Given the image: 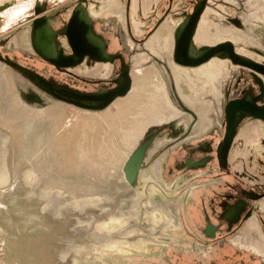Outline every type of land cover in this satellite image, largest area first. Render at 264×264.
<instances>
[{
  "label": "water",
  "instance_id": "95a60500",
  "mask_svg": "<svg viewBox=\"0 0 264 264\" xmlns=\"http://www.w3.org/2000/svg\"><path fill=\"white\" fill-rule=\"evenodd\" d=\"M76 1H78V4H75ZM84 1L87 0H72L56 9L47 11V6L38 0L36 4L37 16L27 21L25 24H22L19 29L12 30L10 33L15 34L14 37L16 39V37L24 36V32L21 33V31L18 32V30H24V28L28 27L32 47L44 59L56 64L59 68L69 69L78 67L84 61V54L87 53H90L96 61L112 60V55L105 53V42L99 38V48L96 43L97 41H93V23L92 19H87V10L83 5ZM212 1L213 0H198L191 12L185 11L178 13L184 14L182 16L183 21L180 24L162 27L160 30H157V32L155 31L153 36L145 42L144 48L141 49L139 54L135 55V51H132L130 54L131 63L122 68L119 78L115 79L117 86L113 89L100 90L93 93L75 90L67 85L49 80L36 71L22 66L19 63H15L8 58L3 59L0 55V150L6 152V157L3 160H1L0 157V170H5V165L11 163L14 146L18 149V153L15 154L16 158H14L15 162L18 165H24L26 168L28 167L25 161V152L22 155L24 151V144L22 143V138L24 137L23 133H25L24 127L29 119L38 117H48L51 119L48 139L51 141V145H53L54 151L58 155L59 165L63 164L62 160L64 159H62L56 149V135L59 124H57V121L54 119V113L45 111L50 107L49 105L61 102L72 105L74 108L84 113L92 114L94 112L100 114L107 110L117 99L125 98L129 94H132L133 91L137 90L136 92H138L139 90H143L139 91L142 96L136 99L139 102H137L135 106L139 104V108L136 109L134 106L128 111L127 120L130 122H125L127 128L123 135L127 136L131 131H135L136 129L137 133L139 130L142 131L133 138L128 146H126L128 151L127 154L123 153L121 148H116L118 154L120 153V156H115V163L117 165L114 171L117 173V176L111 179V181H113L111 185H108V189H110L109 191H115V189H117L115 186L119 183L121 184V180L123 181V179H125L131 187L140 189L138 184L141 170L150 167L154 168V172L156 173L154 181H163L164 166L162 168V159L164 160V164L171 150L180 142L188 141L190 143L191 140L202 137L203 131L201 130L200 116H203V111L206 113L208 112L213 118L210 120L209 127L214 123V116L212 113L215 110L214 106L216 103L213 101V98H209L210 93L208 91L202 92L197 82L199 76L198 71L200 68L204 70V64L217 60V62L221 64L217 69H229L237 66H240L241 69H251L253 71L252 76L256 80L257 85H259L258 95L264 94V63L240 54L235 48L234 43L230 41L229 38H225L227 36H221L222 33L219 34V30L209 26L210 21L215 20V26L217 25V21H219V19L213 15V11L210 8L213 4ZM69 4L74 5L71 24L66 28L68 36L73 39L72 46L75 53L72 56H67L64 54V51L59 50L58 47H54L56 32L50 26V19L52 16H54L60 8L65 9V5ZM216 4H218L217 1ZM92 6H94V4ZM176 14L177 13H170L174 20L179 18ZM82 29L86 30L84 36L88 38L89 42L87 50L79 45L83 43L82 40H78L83 37L81 34ZM162 30L166 31L165 34L162 33L159 35V32ZM227 30L231 29H224V32ZM155 37H158V40L153 41ZM150 42H152V46L158 52L153 51L149 47L148 44H150ZM94 43L97 45V48L94 47ZM10 44L11 46H8V44L6 45V51L18 47L15 46L13 42H10ZM12 45L14 46L12 47ZM132 59L138 60L139 63L137 64L139 65L136 67H151L153 70L148 77L142 78L141 83L143 86L139 89L135 88L138 85H133L131 78V70L134 68L132 66ZM91 64L94 63H90V65ZM6 67L11 69V77L9 73L8 75L7 73H2L1 69L6 70ZM240 72H242V70ZM240 74L241 73H239V75ZM239 75L237 77L238 79L241 76ZM226 77L227 76L224 74H218L217 84L222 87L227 86L230 79L224 82ZM231 77H233V75ZM151 82L154 83L151 84ZM204 82L206 83V80H204ZM199 83L200 85L202 84L201 82ZM159 84H164V90L160 91L158 89L157 86ZM235 90L237 89L235 88ZM246 90L247 89L241 90V94L244 95L243 97L238 95L230 97L223 107V120L226 121V134L224 140L225 154L228 153L230 145L234 140L236 126L242 117L252 116L253 119L264 121V105H258L251 96V92ZM207 100H210V102ZM168 101H170V103H168ZM16 109L19 114L25 116L22 119L23 121L21 120V125L18 127L19 130L17 129L14 133V127H17V124L12 122L8 125L1 117L3 115L8 116L12 114L11 111ZM196 109L199 114L196 112ZM162 110L164 112L159 114L158 111ZM208 128L204 133H207ZM179 137H181L180 140H178ZM123 139L126 141L124 137ZM78 146L80 145L78 144ZM222 148L219 149L218 156L221 164L225 165L226 162L223 159L225 154L222 153ZM82 151L85 150L82 149ZM207 160L208 159L200 162L190 160L187 164L188 167L195 168L198 165L205 164ZM178 168L180 167L178 166ZM88 174L95 176L90 173ZM39 175L40 174L37 173L36 177H33L34 180L30 181L23 172L21 173L20 182L28 191L32 192L35 188L34 185L40 182ZM96 177L99 178V176ZM100 178L102 179L103 177ZM39 185H42L41 188H47L42 189L41 193L49 192L47 190H50L49 193H56V190L50 187L49 183ZM61 194H63V192ZM166 194L168 195L167 200L155 196V199L151 202L152 204L136 202L133 203L134 205H127L128 201L117 199L110 203L105 202L107 203L106 205L102 207H99V205L96 208H91L89 205H82L78 208L69 202L63 203L58 199V196H54L52 200L53 213L56 216L62 217L61 222L64 218L62 212L64 209H68L72 206V208H74L73 211H80V216L74 217V215L72 217L71 224L65 222L69 224V227L66 228H69V236H71V238L59 235L54 239V241H59L58 249L54 252L49 251V253L54 254L53 258L56 259L55 264H65L66 262L68 264H77L80 254V245H86L88 247L87 249L90 251L86 264H106L104 258H102V254H100L101 249H105L107 244H110V239L114 236L120 235L121 237H128L130 239L142 238L148 235L149 229L154 225L156 231H159V225L145 219L144 213H148L147 216L151 218L158 209L167 210L169 207L173 210L175 215L179 214L181 218L179 210L181 208V202H179L181 196H178L179 194L172 196L167 192ZM37 199L40 201L38 196L36 197V200ZM101 203L102 202L99 204ZM125 207L129 209L124 211ZM72 208H69L67 212L69 210L71 211ZM86 210L93 213L91 217H88L87 214L85 216ZM120 213H123V216H125L126 222L124 225L112 230L100 227V223L108 221L111 214L116 216ZM161 223H164V219H161ZM167 230L171 229L166 228L164 231ZM166 234L168 236L167 238L171 236L170 231L166 232ZM152 236L155 240L162 238L163 241L169 242L164 236ZM176 238L177 237H174V239ZM144 240H146V238H144ZM155 240L152 242H155ZM163 245L164 244H162L161 247L166 249L167 246ZM171 245H175V243L172 242ZM147 249V246L140 251H136V248L129 250L124 249L122 254L125 257H130L131 255L141 256L143 254L140 253L145 251L143 253L147 255L149 252L146 251ZM125 261L126 260H124V262ZM128 264L136 263L131 262Z\"/></svg>",
  "mask_w": 264,
  "mask_h": 264
},
{
  "label": "rangeland",
  "instance_id": "374dc122",
  "mask_svg": "<svg viewBox=\"0 0 264 264\" xmlns=\"http://www.w3.org/2000/svg\"><path fill=\"white\" fill-rule=\"evenodd\" d=\"M40 1L42 4H45L47 6V11H49L52 10V8L54 7L53 5L55 4L59 5L65 0H40ZM163 1L165 0H90V4L92 5L94 4V6H99L100 17H104V16L107 17L108 15H116V17L120 19V21L122 22L123 26L127 31V36L130 38V41L132 43V47H133L132 51H135V55H136L139 54L141 49L144 48L145 42L153 36L155 31L157 32V30H160L162 27L165 26H172L178 24L177 22H175L174 18H172L170 12L177 14L185 11L191 12L193 10V6L196 4L198 0H194V1L179 0L176 3H174V7L169 12L167 18H163L162 16L163 14H161V16L158 15V17H156L157 7L160 8V6H162V4L164 3ZM216 1L218 4H216ZM5 3H11V6H9L8 9H6V11L2 13L3 16L0 15V46H4L3 51H6V45L8 44V46H11L10 42H13L15 46H18L13 49L26 52L27 55L29 53L33 55L35 51L31 45L30 32L28 27L24 28V30H18V32L19 31H21V33L24 32V36L16 37V39L14 37L15 34L10 32L12 30L19 29V27L22 24H25L27 20H29L32 16L36 14V4L38 3L37 0H10V1L0 0V6L4 5ZM182 3L183 6H181ZM212 3L213 4L210 6V8L213 11V15L217 17L219 21H217L216 26H215V20L210 21V23L212 24L209 23V26H211L213 29L216 28L217 30H219L218 33L219 34L222 33L221 36H227L225 38H229L230 41L234 43L235 48L240 54L264 63V36L260 38L257 33V29H255V27L264 25V0H213ZM65 6H66L65 9L60 8V11H58L59 12L58 16L66 17L67 16L66 12L70 8H72V12H73L74 6L70 7L71 4ZM134 7H137L138 10L141 11L142 13V15H138L137 13L136 14L137 17L139 16L144 19V17H147L145 16L147 15L146 13H148L150 17L152 12L154 13V15H156L155 16L156 21L154 23H152L148 19V22H150L148 23V29L150 30H148L149 33L147 36H145V38L143 36H137V35L134 36V38H132V36L129 34L127 30L128 26L129 28H131L132 25L131 17H130V25H128L129 18H127V13L128 14L129 12L132 13V9ZM164 7L168 9L167 8L168 4L165 3ZM144 20L146 21L147 19ZM241 21L243 24L241 23ZM20 22L21 24L17 25ZM224 29H231V30H227L224 32ZM141 33L144 32L141 31ZM114 37L116 38L117 34L116 35L114 34ZM114 37L113 35H111L110 39H115ZM2 39L4 43L2 42ZM136 39L142 42L140 43ZM14 45H12V47ZM115 46L116 45L114 46L111 45L110 47L111 52L113 53L121 52L118 50L119 47H115ZM120 47L123 48L121 43H120ZM2 53L4 54V52ZM21 57L22 58H15V59L26 66H31L32 64L31 59L27 58L30 56L24 57L21 55ZM127 60H128L127 64L131 63L130 56L127 57ZM39 61L41 63L39 71L45 72L44 68L47 67L48 64L44 60H39ZM120 65H122L121 66V70H122L125 64L119 63V66ZM89 66L90 67H88V69L90 68V70L87 69L88 71L79 72L78 67H75L74 71L90 79L91 78L96 79L98 77H101L100 76L102 75L101 73L103 74L105 73L104 75H109L107 77L109 78L107 79L108 81L111 80L113 77L121 74V71L119 74L115 72L116 63H99L97 61ZM133 69H134L133 72L134 85H138L135 88L139 89L141 88V86H143V84L141 83L142 78L146 76L148 77L153 70L151 67H143V68L134 67L132 68V70ZM241 70L245 74V76L241 75L239 79L233 76L230 78V80L228 81L229 83H227V85L229 84L230 86L233 84L236 85L238 84L240 90L250 89V86H253L257 88L259 91V85H257L256 80L252 76L253 71L248 68H243ZM1 71L3 74L7 73L8 75L9 73L10 77L12 76L11 69H9L8 67H6V70L1 69ZM2 73L1 76L3 77ZM50 74L52 73L47 72V75ZM152 83L154 82H151V84ZM248 84L249 86H247ZM115 85L117 86V84ZM157 87L160 91L164 90V85L159 84ZM80 88L84 89V87H81V85ZM136 91H133L132 94H129L125 98H120L116 102V104L112 106L111 110L109 111L105 110L100 114H96L94 112L92 114L84 113L74 108L72 105H68L61 102L53 103V105H49L50 107L45 110L48 113L50 112L54 113L55 114L54 119L57 121V124H59L56 135V141H57L56 149L59 155L64 160H62L63 164L59 165L58 155L54 151V147L52 145L53 156L58 166L57 172L66 181L70 180L75 182L81 180L83 176L87 177V183L84 181L85 184L83 186L81 184L80 186L74 188V185L70 184V186H68L67 188V186L61 187L57 185L59 182L58 181L55 182V180L53 181L52 180L53 178H51V174L48 175L44 174L47 173L46 170H45L46 172L44 173L43 171H41L43 173L42 175L44 176L42 177L43 179L42 182L44 181L43 184L52 181L51 183L57 186L58 189L57 191L59 193L63 191V189L66 192V193L63 192L61 196H58V199L61 202L63 203L69 202L71 204L75 203L77 200H80L82 196H84L82 195L83 190L86 189L87 191L88 188L90 194L89 197L91 200V201L89 200V203L91 208L98 207L100 202L102 203L100 204L99 207H102L103 205L107 204L105 202L111 199L110 197H106L105 199H103L102 195H99L98 193L106 192L102 190H107L108 185L112 184L113 180L111 181V179L117 176V173L114 171V168H116L117 165L115 163L116 162L115 156H120L119 155L120 153L118 154L116 148L117 147L121 148V151L126 154L128 152L126 146H128V144L133 140V138L142 131L139 130L137 133L136 132L137 129H136L135 131H131L130 134L127 136L123 135L124 132H126V128H127L125 126L126 124L125 122L129 121L127 120L129 114L128 111L129 109H132L137 104V102H139L136 99L139 96H142L140 95L139 91H143V90H139L138 92ZM238 96L243 97L244 95H242L240 91ZM207 101L210 102V100ZM135 108L138 109L139 104L135 106ZM163 112H164L163 110L158 111L159 114ZM11 113L12 114L8 116L3 115L1 118L8 125H10L12 122L17 124V127L14 125L15 126L14 133H15L18 127H20L21 120L24 118L25 115L19 114L17 109L12 110ZM197 113L199 114V112ZM205 113L206 112L203 111V116H200L201 130L203 132L209 127L210 120L213 119L208 112L206 114ZM46 119L50 120V118L48 117ZM262 123H264V121H259L257 119H254L252 123H250L249 125L245 123L246 124L245 127H242L243 126L242 124V126L238 131V134L235 137V145L233 147V154L230 159L231 166L229 168L230 169L229 171H227L226 169L222 171L220 170L221 166L219 164V160L217 157L218 142L216 141L215 143H213L212 141L215 140L213 139V137L202 136L199 139H195V140L193 139L191 141L192 143H194L193 145H196L195 144L196 141H197L196 143L198 144V141H201L202 139L204 140L202 147L203 157L206 156L209 159V162L207 166L201 171L208 169L212 165L217 166L218 170L215 171L214 173L218 172L219 176L216 177L226 178L228 179V182H230L228 185L226 183H222V184L220 183L219 185H216L214 187L217 188L216 190L212 189L208 194L205 195L200 194L201 197L198 196V198L200 199L199 203L192 210V212H195V214L192 213L191 211L190 213L197 215L196 219H194V223L197 225L198 229L200 230V233L202 232L201 229L205 225L204 206H206L208 212L211 213L212 209L210 204L212 203L216 207V209L213 210L218 211L220 213L222 208L221 206H219V203L223 200V198L226 197L225 194L239 192L235 189V187L238 186V183L243 185V187L246 189L254 188L257 191H261V192L264 191V164L262 162L257 161L258 159L264 161V133L260 128ZM123 137L127 142L124 141ZM221 139L222 138L220 137L219 141H221ZM240 143H242V146ZM78 144L80 146H78ZM214 146H215V150L211 151L213 150ZM82 149L85 151H82ZM183 151L184 153L185 152L187 153L186 156L187 158L190 157V155H192L190 149L188 151H186V149H183ZM16 152L18 153L17 148H16ZM176 155L177 157H179V159L182 160L185 159V158H180L182 154H176ZM46 164L47 162L44 163V166ZM176 164L177 163L175 162V160L174 163L170 164V166L174 170V173L179 172V170L181 169L175 166ZM10 165L13 172V176L16 179V183H18L17 179L21 177V172L26 167L24 165H18L15 162L14 158L11 160ZM188 170L191 171V169ZM85 171L95 176L92 177ZM195 171L196 170L192 169V172ZM65 172H69V173H65ZM167 173H168L167 174L168 177L171 178L172 176H170L171 174L169 168L167 170ZM39 176H41V173ZM96 176H99V178H97ZM6 177L9 178V173L8 176ZM46 177L50 179L45 180ZM100 177L103 178L101 179ZM71 178L73 180H71ZM201 179L202 180L204 179L205 181L212 180L214 179V175L210 174L208 176H202ZM93 180L102 181L104 183L102 185V188L101 189H99L100 187L97 188L96 186L97 184L93 182ZM91 182H93V184ZM17 185L18 184H15L14 187H16ZM71 187H73L74 189H71ZM223 189L226 190L222 192ZM7 191H9L8 194ZM12 191L13 189L7 190L6 188L0 187V264H55L56 259L53 258L54 254L49 253V251H53L52 242L54 241V239L57 238L55 234L50 236L43 235L41 238H37V240L23 239L19 242L18 246L14 248L15 253L7 250L6 243L9 236H13V235L15 236V234L17 233L16 228L18 229L17 226L23 223V220L17 217V215L15 214L17 212L16 210H14L11 215L7 214V210H6L7 207H10L9 209L13 210V208L9 204L11 202L8 198L10 192ZM72 192L75 193L73 194ZM6 194L8 195V197ZM72 195H74V197L72 200H70L69 197H72ZM115 199L116 198L114 197L112 198L111 201ZM48 207L53 211V209L50 206ZM69 208H72V206H70ZM68 209L66 208L62 211L64 214L63 221L58 222L57 226L55 227L52 226L54 228V231L52 233H55L61 226L65 225L66 224L65 222L71 224L72 223L71 219L74 215H75L74 217L80 216L79 210L73 211L74 208H72L71 211L69 210L67 212ZM185 209L186 208H181L184 220L187 222L186 219L188 217ZM31 214H33V212H31ZM53 214L54 213L50 211V215L53 220L52 222L56 224V221H54L53 218ZM86 214L88 217H91L93 213L88 212V210H86L85 216ZM211 217L214 222L216 223L219 222L218 218L214 217L213 215H211ZM7 218L13 222L12 223L13 226L12 228L7 227V232H6L5 221ZM188 224L190 226V223ZM32 225L35 226V224ZM31 235L32 234L29 231L28 233H26L25 236L28 237ZM239 236L246 243H249L250 245L256 244L260 247V249L262 248L264 250V212L261 210H256L254 216H252L247 222H245L244 226L239 232ZM18 240H20V238ZM27 241L28 242L30 241V243H28ZM198 242L201 243V241ZM229 251L230 252L227 253L229 256H234V257L236 256V251L234 249L231 248ZM21 255H25L26 258ZM142 258H143L142 262H144L146 259L147 261L148 259H150V257L138 256L130 259V263L132 262L136 264L138 263L143 264L142 262H139L141 261ZM176 258L177 259L175 260V263L194 264V261H188V263L186 262L184 263L181 257L178 256ZM236 259L237 260L234 262V264H239V261L241 259L249 261L248 260L249 254L244 253L243 256L237 257ZM65 264L68 263L66 262Z\"/></svg>",
  "mask_w": 264,
  "mask_h": 264
},
{
  "label": "flooded vegetation",
  "instance_id": "af4514ba",
  "mask_svg": "<svg viewBox=\"0 0 264 264\" xmlns=\"http://www.w3.org/2000/svg\"><path fill=\"white\" fill-rule=\"evenodd\" d=\"M5 1H10V0H5ZM72 0H65L63 1L61 4L57 5H53L54 7L53 9H56L57 6H60L62 4L71 2ZM179 0H165L162 3V6L157 7V13L156 15H154V13L152 12V14L149 17V14L146 13L147 17H144V19H147L146 21L141 18V17H137V8L134 7L132 9V13L129 12V14H127V18H129L128 20V25H130V17L132 19V25L131 28H128V32L129 34L132 36V38H134V36H143L145 38V36L148 35V19L149 21H151L152 23H154L156 21L155 16L158 17L161 16V14H163V18H167L169 12L171 11V9H173L174 7V3H176ZM165 3L168 4V9H166L164 7ZM75 4H78V2L76 1ZM83 5L85 6V9L87 10V14H91L92 12V8L90 5V0L84 1ZM183 5V3H182ZM74 5H71L70 7H72ZM99 7V6H97ZM133 7V6H132ZM99 9V8H98ZM156 9V8H155ZM72 8H70L66 13L67 16L66 17H61L58 16L59 12L56 13L54 16V19L52 21V29H54V31L56 32V37H55V44L54 47L57 48L61 51H64V54L67 56H72L74 55V48H73V39L68 36L67 33H65V29L67 28L68 25L71 24V20H72ZM171 13V12H170ZM138 15H142L140 13H138ZM37 16V14H35L34 16H32L29 20L35 18ZM110 17H115V18H110L109 20L105 19V18H101L102 21H94V27H93V36H94V40L93 41H97L96 43L99 45V38L102 39L103 42H105L106 46H105V53L108 55H112V60H100L98 61L99 63H116V73H120L121 71V66H119V63H124V66H127V57L130 56L131 51L133 50L132 47V43L130 41V38L127 36V31L125 29V27L123 26L122 22L119 20L118 22V17H116V15L110 16ZM140 18V19H139ZM27 20V21H29ZM24 22V21H22ZM26 22V20H25ZM20 23H18L17 25H20ZM146 30V31H145ZM144 32V33H141ZM81 34L83 35L82 38H79L78 40H82L83 43H80L79 45L84 48L85 50H87V45L89 44L88 42V38L85 37L84 35L86 34V30L82 29L81 30ZM114 34H117V37H114ZM113 35V37L115 39H110V36ZM97 37V38H96ZM142 37V38H143ZM143 38V39H144ZM137 41H139L140 43L142 41L136 39ZM88 42V43H87ZM102 42V43H103ZM9 43V41H8ZM111 43V44H110ZM120 43L122 44L123 48L120 47ZM151 44V42H150ZM148 44V45H150ZM92 45V44H91ZM111 45H116L115 47H119L118 50L121 52H117V53H113L110 50ZM93 46V45H92ZM97 45L94 43V47H96ZM4 46H0V55L3 59L8 58L9 60L15 62V63H19L22 66H25L31 70L36 71L37 73L41 74L42 76H44L45 78L49 79V80H53L56 83L59 84H64L69 86L72 89L75 90H79L82 92H86V93H93V92H98L100 90H109V89H113L116 85L115 83V79L119 78L120 75L113 77L111 80H107L106 78L109 75H104L103 73H101L102 75H100L101 77H98L96 79H90L88 77H85L84 75H81L79 73H76L74 70L75 68H59L57 67L56 64L44 59L39 53H37V51L34 49L35 53L32 54H28L26 52H22L16 49H11L8 51H3ZM100 48V47H99ZM4 52V54L2 53ZM13 55V56H12ZM27 57L31 59V66H26L22 63H20L19 61H17L15 58H22L21 57ZM39 60H44L48 66L44 68L45 72H41L39 71L40 69V61ZM134 59H132L133 62ZM97 62L95 60V58H93L90 53L84 54V61L78 66V70L80 71H88L90 70V68L88 69V67H90V63H95ZM135 63L132 64V66L134 67L135 65H139L137 63L138 60H134ZM130 66V65H129ZM88 69V70H87ZM140 70V69H139ZM48 73H52L50 75H47ZM133 72L134 69L131 71V78H132V82L134 85V76H133ZM114 84V85H112ZM84 87L83 88H80ZM112 85V86H110ZM249 86V85H247ZM255 88V87H254ZM257 89V88H256ZM248 90V89H247ZM259 92V91H257ZM119 99H117L112 105L111 107H109L107 109V111L112 109V106L114 104H116V102ZM81 111V110H80ZM242 126V124H240L237 128V133L240 129V127ZM242 127H245V124H243ZM262 132L264 133V125L260 126ZM226 125L223 126L221 128V130L219 129H214L211 133L204 135L208 136V137H213L212 142L215 143L216 141L218 142V149H217V157L219 160V164L221 166V171L226 169L227 171H229L230 169V159L231 156L233 154V147L235 145V137L233 140V143L230 145V148L228 150V153L225 154V134H226ZM220 135V136H219ZM220 137L222 138L221 141ZM199 139V138H196ZM180 140V138H179ZM195 140V139H194ZM203 139L201 141H198V144L195 142L196 145H193L194 143L190 142V143H186V144H182L181 146H179L170 156L169 160H168V164L166 165V170L164 172V177L167 181H173L177 178H179L181 181L184 182V185L182 186L181 190H177L176 194H181L182 192H185L187 189H189L192 186L197 185V188L194 190L193 194H192V201L189 202L187 205L186 204H182L180 207L181 208H186V212H187V222L184 220L183 214H182V210L180 208V214H181V226H182V232L180 234H177L175 232V235L179 238L176 241L177 245L175 246H170L168 247V249L166 251H163V249L161 248H156L155 251L156 252H160L157 256H152L150 257V259H147L142 262L143 258L141 259V261L143 264H183V263H175V260L177 259L176 257H181L182 261L185 263H188V261H194V264H234V262L237 260V257L243 256L244 253L249 254V261H246L244 259H241L239 261V264H264V250L256 245H250L249 243H246L243 239L240 238L239 236V232L241 231L242 227L244 226L245 222H247L252 216H254V213L256 210H261L264 212V191H257L254 188H249L246 189L243 187V185L238 183V186L235 187V189L239 192L236 193H227L225 194V198H223V200L219 203V206H221V212L219 213L218 211H215L213 209H216L215 205H213L212 203L211 205V213L208 212V209L206 208V206H204V214H205V225L204 227L201 229L202 230V234L200 233V230L198 229L197 225L194 223V219H196L197 215H194L195 212H192V210L194 209L195 206H197V204L199 203V197L200 194H208L212 189L216 190L217 188H214L216 185H219L220 183H226L227 185L230 183L228 182V179L226 178H217L216 176H219L218 172L214 173L215 171L218 170L217 166H210L208 169H205L203 171H201L202 169H204L208 162L209 159L204 156L203 157V151H202V147H203ZM220 142V143H219ZM224 143V144H222ZM242 146V143H240ZM223 145V148H222ZM212 147V146H211ZM222 148V153L225 154V156L223 157L224 161L226 162L225 165H222L220 162V158H219V149ZM183 149H186V151H188L190 149L192 155H190V157H186L187 153L183 151ZM215 150V146L213 147V150ZM176 154H182V156L180 158H185V159H179V157H177ZM227 155V156H226ZM259 158V157H258ZM205 164L202 165H198L195 168H190L188 167V162L190 160H193L194 162H200L203 160H206ZM177 163L175 166H179L180 170L179 172H175L173 168L170 166V164ZM258 162H262L264 164V161H261V159L257 160ZM183 167V168H182ZM168 168L170 169V176H172L171 178L168 177V173L167 170ZM188 169H191V171H189ZM192 169L196 170L195 172H192ZM263 169V167H262ZM173 173V174H172ZM214 175V179L212 180H202L201 177L202 176H208V175ZM93 177V176H92ZM87 179V178H86ZM91 179V178H90ZM225 185V184H224ZM222 187V186H221ZM226 189H223V191H225ZM239 207V209H238ZM190 211L194 214H191ZM232 213V214H230ZM211 215H213L214 217L218 218L219 222H214L212 220ZM235 215V216H234ZM227 217V218H226ZM233 217V219H232ZM232 220H231V219ZM190 223V226L189 224ZM191 227V228H189ZM225 227V228H224ZM183 238H185L186 240H184ZM198 241H201L198 242ZM190 242L191 245L188 243ZM180 243V244H179ZM234 249L236 251V256H229L227 253L230 252V249ZM196 261V262H195ZM193 264V263H192Z\"/></svg>",
  "mask_w": 264,
  "mask_h": 264
},
{
  "label": "bare ground",
  "instance_id": "6f19581e",
  "mask_svg": "<svg viewBox=\"0 0 264 264\" xmlns=\"http://www.w3.org/2000/svg\"><path fill=\"white\" fill-rule=\"evenodd\" d=\"M38 1V0H37ZM194 1V0H193ZM91 5V14H87V19H92V23H93V27H94V21H102V17H100L99 14V7L97 6H92ZM11 6V3H5L4 5L0 6V15H2V13L4 11H6V9H8V7ZM183 6V5H181ZM137 8V7H136ZM60 11V10H59ZM55 13V12H54ZM58 13V12H56ZM55 13V14H56ZM87 13V12H86ZM137 13H141V11L138 10L137 8ZM54 14V15H55ZM184 14H176V16H179V18L177 20H175V22L177 23H181L183 21V16ZM113 15H108L107 17H103L105 19H110V18H115V17H110ZM181 16V17H180ZM55 16H52V18L50 19V26L52 25V21L54 19ZM119 18H118V22H119ZM255 29H257V33L259 35L260 38H262L264 36V25H260L258 27H255ZM66 32V29L64 31ZM166 31L162 30L161 32H159V35H161L162 33L165 34ZM157 36V35H156ZM156 38V39H155ZM153 41L158 40V37H155ZM149 47L155 51V48L152 46V42L149 45ZM133 63H135L133 61ZM208 64H204V70H201L202 68H200L199 72V76H198V86H200L202 92L204 93V91H208L209 94V98H213V101L216 103L214 108L215 110L213 111L212 115L214 116V123L212 126H210L208 128L207 133H202L201 136L207 135L209 133H211L214 129H219L221 130V128L223 126H225V121L223 122V107L224 104L226 103V101L229 100L230 97H235L236 95H238L240 93V87L236 84L230 85L229 84L225 87H222L220 85H218L217 83V75L218 74H224L225 76H227L224 79V82H227L230 77L236 76L238 77L239 73H241L240 75L245 76V74L241 71L240 66H237L235 68H229V69H225L223 68L221 69H217V67H220L221 64L220 62H217V60H213L211 62H207ZM135 68L136 65L134 66ZM145 66H141L139 68H143ZM225 69V70H224ZM239 75V76H240ZM241 77V76H240ZM204 80H206V83L204 82ZM201 82L202 84L200 85ZM164 85V84H163ZM249 85V84H248ZM224 86V85H223ZM165 88V87H164ZM235 88H237V90H235ZM246 91H250L251 96L254 98L255 102L260 105L263 106L264 105V94H260L258 95V89L254 88L253 86H250L249 90ZM241 97V96H240ZM168 103H170V101H168ZM47 117H38V118H33V119H29L27 121V123L25 124V133H23V138H22V143L24 144V151L22 152V155L25 152V161L28 164L27 168H24V170L21 173H25L26 176L29 178L30 181H33L34 178L36 177V174H40L41 176L39 178V182L37 185H34V191L30 192L27 190V188L25 186L22 185V183L20 182V177L19 179H17L18 183H16V179L13 176V172L11 169V165L10 163L5 165V170H0V187L2 188H6L7 190L13 189L12 192H10V195L8 197V192L7 191V197L9 198L10 202L9 203L11 205L12 209H9L10 207H7V214L11 215L13 213L14 210H16L17 212L15 213L17 215V217L21 218L23 220L22 224H19L16 228L17 231V235L15 234V236H9L7 243H6V248L8 251L10 252H14V248H16V246H18L19 242L23 239H28V240H33L37 238H41L43 235H53L55 234L56 237H58L59 235L61 236H65L66 238H71V236H69V224H65L63 226H61L55 233H52L54 231V228L52 226H57L58 222H61V216H56L55 214H53V218L54 221H56V224H54L50 215V211L53 212L48 206H50L53 209L52 206V200L54 196H61L62 192H65L64 189L63 191H61L60 193L57 191V186L53 185L51 182H49L50 187H52L53 189L56 190V193L53 194L49 193L50 190H47L49 192L46 193H41L42 189H47L45 188H41L42 185L39 184H43L44 181L42 182V177H44L42 174L44 172L47 171V173L44 174H51V178H53L52 180L55 182H59L57 185L59 186H70L74 185V188H76L77 186H80L82 184V186L85 184V182L87 183V177L83 176L81 180L79 181H66L65 179H63V177L61 175H59V173L57 172V164L56 161L54 159L53 156V150H52V145H51V141L48 140V136L50 133V120L46 119ZM254 119L252 118V116H244L242 117V119L238 122L237 126H236V133H237V128L240 124H247L249 125L250 123H252ZM223 122V123H222ZM245 124V125H246ZM261 125H264V123H262ZM152 130V129H151ZM181 139V137H179ZM178 138V140H179ZM192 141V140H191ZM190 141V142H191ZM188 144V141H184V142H180L176 147H174V149L171 150L169 156L167 157V159L165 160V163L163 164L164 160L162 159V168L164 166L163 169V177H164V172L166 170V165L168 164V160L171 156V154L182 144ZM233 143V141H232ZM231 143V144H232ZM14 146V145H13ZM12 150V148H11ZM16 146L13 147L12 150V155L13 158H15V154H16ZM128 153V152H127ZM126 153V154H127ZM0 157L1 160H3L6 157V152L3 150H0ZM10 158V157H9ZM11 160H12V156H11ZM47 164L44 166V163ZM47 166V167H46ZM48 168V169H47ZM46 170V171H45ZM43 171V173L41 172ZM9 173V178H7L6 176H8ZM155 172H154V168H144L141 170L140 173V179H139V188L140 189H136L134 187H131V185L125 180L123 179V181L121 180V184L119 183L118 185L115 186V191H109L110 189L107 188V190H102V191H106V192H100L98 193L99 195H102L103 199H105L106 197H110L111 199H109L107 201V203H110L112 198H116L117 199H121L123 201H128L127 205H131L133 203L136 202H143V203H149L152 204V200L155 199V196H159L160 198L167 200L168 199V195L166 194V192L168 194H171L172 196L176 194L177 190H181L182 186L184 185V182L181 181L179 178L173 180V181H167L165 179V177L162 180H157V182L154 181L155 179ZM50 179V178H49ZM47 177L45 178V180H49ZM158 179V178H156ZM71 180H73L71 178ZM85 181V182H84ZM159 181V184H158ZM79 182V184H78ZM93 182H95L97 185V188L101 189L103 182L100 180H93ZM93 182H91L93 184ZM15 184H18L16 187H14ZM48 184V183H46ZM78 184V185H76ZM76 185V186H75ZM14 187V188H13ZM23 188V190H22ZM73 187H71V189H74ZM197 188V185L190 187L189 189H187L185 192H182L180 195V204H188L189 202L192 201V194L194 192V190ZM67 190V189H66ZM66 193V192H65ZM73 194L75 192H72ZM71 193V194H72ZM70 194V193H69ZM94 194V193H93ZM84 196H82V198L80 200H77L75 203H73V205H75V207H81L82 205H89V188L85 190H83V194ZM40 198V201L37 199L36 197ZM24 197V198H23ZM74 197V195H72V197H69L70 200H72ZM7 198V199H8ZM134 199V200H133ZM7 201V200H6ZM91 201V200H90ZM100 205V204H99ZM134 205V204H133ZM46 206V207H45ZM49 209H48V208ZM126 210H128L129 208H124ZM180 210V209H179ZM31 212H33V214H31ZM176 213V211H175ZM148 213H144V218L148 219V221H152V223L154 224H158L159 225V231H156V227L155 225L152 226L149 229V233L147 236H144L142 238L138 237L135 239H130L128 237H121L120 235L114 236L113 238L110 239V244H107L105 249H101V253L102 254V258H104V262H106V264H128L130 263V259L138 257L137 255H131L130 257H125L122 253L124 251V249H132V248H136V251H140L142 250L145 246L148 247V249L146 251H149L147 253V255H145V251H142L140 254L143 255H139V257H152V256H157L160 252H156L155 249L161 248V245L164 244L163 246H167L166 249H163V251H166L168 249V247L170 246H174L171 245V243L173 241L178 240L179 238L175 235V232L177 234H180L182 232V226H181V218L179 217V214L175 215L173 210L171 208L168 207V209L166 210H160L158 209L157 211L154 212L153 217H148L147 216ZM125 216H123V213H120L116 216H113V214H111V217L108 221H103L100 223V227H104L107 228L109 230H112L114 228H117L119 226H122L125 224L126 219L124 218ZM18 218V219H19ZM161 219H164V223H161ZM6 232H7V227L12 228L13 226V222L10 219H6ZM20 223V222H19ZM32 224H35V226H33ZM64 227V228H63ZM166 228H169L171 230H167L164 231ZM14 230V229H13ZM31 232V236L26 237V233ZM66 231V232H65ZM170 231L171 232V236L169 238H167V234L166 232ZM3 233V232H2ZM156 235L157 237L159 236H164V238H167L169 240V242L167 241H163L162 238H158L157 240L154 239V237L152 235ZM24 237V238H23ZM174 237H177L176 239H174ZM20 238V240H18ZM144 238H146V240H144ZM35 240V241H36ZM155 242H152L154 241ZM184 240H186L184 238ZM187 241V240H186ZM25 242V240H24ZM28 242V241H27ZM30 243V241L28 242ZM53 244V252L55 250L58 249L59 246V241L55 240L52 242ZM142 243V244H141ZM175 246L177 245L176 242ZM190 245L191 243L188 242ZM15 244V245H14ZM180 244V243H179ZM21 246V245H20ZM28 246V245H27ZM55 246V247H54ZM80 254L77 260V264H86V262H88V256L90 255V251L87 249L88 247L86 245H80ZM61 249V248H60ZM151 254V255H148ZM83 255V256H82ZM23 257L26 258L25 255H21ZM18 259V258H17ZM20 260V259H19ZM124 260H126L124 262ZM8 263V262H7Z\"/></svg>",
  "mask_w": 264,
  "mask_h": 264
},
{
  "label": "crops",
  "instance_id": "0c3cea01",
  "mask_svg": "<svg viewBox=\"0 0 264 264\" xmlns=\"http://www.w3.org/2000/svg\"><path fill=\"white\" fill-rule=\"evenodd\" d=\"M14 26H16V25H14Z\"/></svg>",
  "mask_w": 264,
  "mask_h": 264
}]
</instances>
